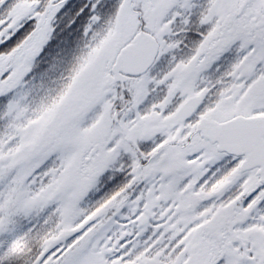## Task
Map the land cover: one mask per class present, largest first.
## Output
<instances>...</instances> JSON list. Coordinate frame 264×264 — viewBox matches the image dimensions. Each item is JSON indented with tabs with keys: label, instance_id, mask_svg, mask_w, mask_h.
<instances>
[{
	"label": "snow or ice",
	"instance_id": "6c2138e0",
	"mask_svg": "<svg viewBox=\"0 0 264 264\" xmlns=\"http://www.w3.org/2000/svg\"><path fill=\"white\" fill-rule=\"evenodd\" d=\"M0 264H264V0H0Z\"/></svg>",
	"mask_w": 264,
	"mask_h": 264
}]
</instances>
